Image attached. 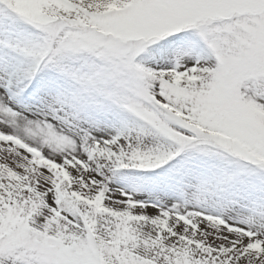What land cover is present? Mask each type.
Listing matches in <instances>:
<instances>
[{
    "label": "snow or ice",
    "instance_id": "obj_1",
    "mask_svg": "<svg viewBox=\"0 0 264 264\" xmlns=\"http://www.w3.org/2000/svg\"><path fill=\"white\" fill-rule=\"evenodd\" d=\"M0 264H264V0H0Z\"/></svg>",
    "mask_w": 264,
    "mask_h": 264
}]
</instances>
